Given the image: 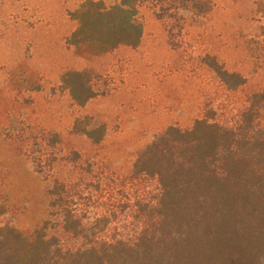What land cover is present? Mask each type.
Listing matches in <instances>:
<instances>
[{"label":"trees","instance_id":"1","mask_svg":"<svg viewBox=\"0 0 264 264\" xmlns=\"http://www.w3.org/2000/svg\"><path fill=\"white\" fill-rule=\"evenodd\" d=\"M141 1L81 0L69 13L75 25L66 45L87 56L137 48ZM213 1L164 0L158 7L174 50L181 43L173 37L204 19ZM252 4L264 29V0ZM247 49L264 72L263 30ZM199 63L227 103L201 92L199 116L188 127L158 131L121 174L76 150L59 155L60 137L44 132V157H30L44 182L43 220L28 233L0 226V264H264V85L245 91V77L211 57ZM96 78L89 68L70 70L59 87L83 107L99 95ZM91 120L75 119L72 128L99 143L103 128L88 129ZM30 130L16 132L29 134L41 151ZM63 167L68 172L60 176Z\"/></svg>","mask_w":264,"mask_h":264},{"label":"rangeland","instance_id":"2","mask_svg":"<svg viewBox=\"0 0 264 264\" xmlns=\"http://www.w3.org/2000/svg\"><path fill=\"white\" fill-rule=\"evenodd\" d=\"M80 1L0 0V226L28 233L43 220L44 182L30 157H44V132L60 137L59 155L76 150L121 174L158 131L169 124L188 127L199 116L201 92L227 103L200 58L211 57L245 77V91L264 85V72L247 49L249 39L264 31L252 0H214L204 19L173 37L182 45L176 50L158 18L164 0H142L138 47L120 45L96 56L80 55L65 43L75 25L69 13ZM83 68L98 74L92 87L99 95L79 107L59 82L65 72ZM84 116L92 119L88 129L103 128L99 143L73 130L75 119ZM21 127L31 129L41 151L32 147L29 134L16 132ZM60 171L63 176L68 168Z\"/></svg>","mask_w":264,"mask_h":264}]
</instances>
